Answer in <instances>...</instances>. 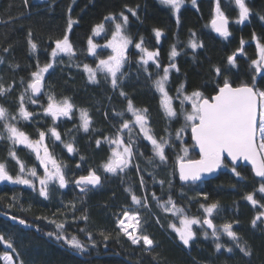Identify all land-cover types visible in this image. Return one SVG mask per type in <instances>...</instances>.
<instances>
[{
  "label": "trees",
  "instance_id": "1",
  "mask_svg": "<svg viewBox=\"0 0 264 264\" xmlns=\"http://www.w3.org/2000/svg\"><path fill=\"white\" fill-rule=\"evenodd\" d=\"M184 2L178 25L171 7L162 4L161 0H27V3L24 0H0V57L4 59V63L0 64V78L5 87L13 85L10 93L0 96V105L11 113L17 111V98L24 91L30 72L36 71L38 64L43 67L52 62L50 54L57 39L67 33L75 50L71 58L64 53L55 58L53 68L45 74L42 94L32 97L37 103L26 101V107L34 113V118L21 121L18 125L32 139L38 138V130L48 133L51 127L57 128L63 143L50 138V134L47 143L52 155L65 164L70 183L64 188H60L58 182L50 183L47 198L40 195L38 186L0 183V212L23 219L35 228H27L0 216V235L5 241L11 237L16 250L13 252L4 241H0V264H4L3 255L6 253L12 256L14 264H19L20 259L24 264H264V220H257L255 227L252 224L253 219L264 212V194L258 191L261 179L252 175L236 191H230L229 185L221 184L224 194L217 198L216 185L211 179L181 183L176 171L177 155L183 153L181 148L184 146L189 147L187 158L197 155L190 140L189 128L181 133L182 141L176 139L177 130L185 124L183 115L168 118L161 106L159 93L153 86L163 67L174 62L179 71H170L166 88L178 113L181 103L177 90L181 88L185 94L199 90L210 97L227 78L232 85L255 84L258 89L264 90V70L257 73L251 64L258 57L253 33L264 43V19H261L264 16V0H246L252 15L243 24L236 23L238 9L234 0H220L221 10L229 18L230 35L227 38L217 35L210 26L216 0H196L195 4L192 0ZM128 9L135 10L136 16ZM122 12L128 16L127 35L135 43L143 37V46L149 51L159 50L157 60L161 65L158 69L149 61L148 71L145 72L144 66L138 63L137 51L130 50L123 70L126 76L122 89L135 107L148 109L150 126L157 138L164 137L171 144L165 150L168 156L166 162L161 163L156 158L149 164L148 158L153 154L145 156V140H138L135 147L143 155L135 156L133 163L147 174L148 180L144 181L143 188L135 167L120 175L102 171L101 166L108 160L112 148L105 137L112 138L117 134L121 119L115 113L125 111L127 102L119 95V90L114 91L102 76H98L99 83H92L83 70L85 63L94 66L99 58L109 54L103 47L97 49L96 56L87 52L92 28L105 23L107 31L96 39L103 42L109 38L114 27L113 22L104 21V18L114 13L119 20ZM69 18L73 21L70 31ZM157 28L162 30L159 41L153 31ZM192 33L203 45L195 50L188 46ZM29 39L37 45L35 51L31 50ZM241 40L244 41L243 53H237ZM173 45L179 55L170 61ZM234 53H237V59L235 65H230L227 58ZM217 67L221 69L220 75L214 71ZM148 73H151V78ZM22 78L24 84H21ZM49 94H54L57 101L64 98L70 100L74 105L70 118L62 117L54 122L44 113ZM189 106L188 102L183 105L186 110ZM82 109L87 110L91 119L87 132L81 126L79 113ZM129 116L126 113L124 119ZM135 131L139 132L138 129ZM124 135L127 141V133ZM97 140L100 141L99 146ZM69 142L73 143V153L65 147ZM9 148L8 142L0 141V162L6 163L9 172L15 176L19 165L9 156ZM16 153L27 168L39 169L38 160L29 149L18 145ZM225 164L231 165L227 161ZM89 169L97 171L102 183L81 192L74 181L81 175H87ZM161 181L164 183L161 184ZM129 187L137 196L148 198L147 208L132 202L131 195L125 191ZM153 193L161 201H167L171 196L185 214H196L202 209L198 204L191 209L185 207L179 195L198 199L207 193V197L215 199L219 205L209 219L215 225L232 223V230L238 234L239 240L234 242L226 234H220L217 240L211 235L212 229L203 225L190 244L183 246L170 228L173 215L158 206L152 198ZM249 193L254 195L256 205L245 198ZM125 207L139 212V233L148 235L154 241L153 249L146 250L142 243L133 245L120 232L117 221ZM84 216L87 220L83 219ZM59 223L64 224L67 234L75 235L85 243L87 250L80 252L57 240L55 235L49 236L48 233L58 231L56 225ZM202 231L209 236L204 237ZM101 232L110 233V238L105 240ZM216 243L224 247L217 251ZM237 244L249 250L251 255L241 252ZM228 247L233 251L228 252Z\"/></svg>",
  "mask_w": 264,
  "mask_h": 264
},
{
  "label": "snow or ice",
  "instance_id": "2",
  "mask_svg": "<svg viewBox=\"0 0 264 264\" xmlns=\"http://www.w3.org/2000/svg\"><path fill=\"white\" fill-rule=\"evenodd\" d=\"M27 3V0H24ZM161 3L170 6L174 14H176L177 24L179 25V13L184 0H161ZM195 4L196 0H192ZM234 4L238 9V18L236 23L243 24L252 15V10L246 3V0H234ZM133 16H136V12L133 9H128ZM215 15L211 20L212 28L215 32L219 33L222 37L227 38L230 35L229 32V18L221 10L220 0H216ZM117 15L110 13L104 18V21H111L114 23V29L111 33V39L108 40L104 47L111 49V54L107 58L99 59L95 68L88 64L83 65V70L87 73L88 80L92 83H99L98 76H102L106 82H109L111 88L116 91L119 90V95L123 97L127 104L125 111L117 112L115 115L120 117L121 123L117 130V134L113 138L105 137V140L110 145H115L111 148V154L108 160L102 164L101 168L104 173L112 175L126 174L127 171L135 167L137 172H140V166L133 163V159L137 155H143L136 150V144L138 140L143 139L151 144L153 156L148 158V163L152 164L156 158L161 163L167 161L166 148L171 144L168 139L155 135L153 129L150 126L148 109L135 107L131 98L122 89V81L126 76L123 71L124 66L128 63V48L133 44L132 38L126 34V28L128 25V16L123 12L119 14V21ZM264 19V16L261 17ZM73 21L69 18L68 31L72 28ZM105 23L96 24L92 28L93 36L100 35L101 32H106ZM157 41H159L162 30L153 29ZM31 36V33H29ZM192 39L189 41V47L193 50L202 47V43H198L195 39V33H192ZM253 39L256 40V49L258 58L253 59L251 64L254 70L259 73L264 70V43H261L260 39L253 33ZM143 37L139 42L135 43V48L141 52L140 61L144 66V71L147 72V65L149 61H152L156 68H160L157 57L159 56V50L149 51L143 46ZM87 52L92 56H96V49L98 45L94 43L92 37H89ZM244 41L241 40V48L237 49V53H243ZM29 45L31 50L35 51L37 45L29 39ZM5 52L8 49H4ZM64 53L69 58L75 55V50L70 42L69 35L66 33L62 39L55 41V47L52 49L51 57L52 62L45 64L43 67L37 65V70L30 72V79L17 98L18 107L16 113H11L3 105H0V141H6L9 143V156L17 162L19 165L18 173L13 176L6 163L0 162V181H10L14 184H23L35 187L32 179L28 177H36L39 179L40 195L47 198L49 195L50 183L56 181L60 188H64L67 185L66 175L64 172V165L59 163L52 153L49 151L47 144L45 143L46 137L54 138L55 141L61 140V134L57 131L55 126L51 127L46 133L43 130H38V139L33 140L30 136L23 131L18 125L21 121H30L34 118V113L30 112L26 107L27 103L35 104L37 101L32 97L41 93V90L45 87V74L49 69L53 68L55 58ZM237 53L228 56V63L235 65L237 59ZM170 61L174 60L179 52L176 46L173 45L170 52ZM4 63V59L0 57V64ZM18 67V65H17ZM172 69L179 71V68L174 62H170L169 65L164 66L162 71L163 75L158 74V78L153 81V86L161 95V106L165 115L168 118H176L178 115H183L185 124L177 130L176 139H180L181 133L185 128L191 129V138L195 141V147L199 149V158L190 159L186 158L188 155L187 148H181L184 156L178 157L177 167L179 171V178L181 181H198L201 179L202 174L212 173L221 166H226L225 161L230 158L229 163L233 164L232 171L237 177L241 176V173L236 170V163L240 160L247 161L251 164L252 171L256 177L264 179V90L258 89L255 84L249 85L242 83L239 86L234 87L232 83L225 78L222 86L218 87L215 95L206 97L203 92L199 90L193 91L191 94H185L181 89H178V98L181 103V111L178 113L173 107V97H171L167 91L166 84L169 80V74ZM215 73L220 75L221 69L215 68ZM151 78V73H148ZM25 81L21 79V84ZM183 87V86H182ZM13 90V85L5 87L0 78V96H4ZM188 102L191 105V110L184 109L183 105ZM74 105L68 98H64L61 101H57L54 94L48 95L47 107L43 109L44 113L52 118L55 122L60 117H69L73 112ZM80 118L82 120V128L87 132L90 128L91 119L87 110H80ZM126 113L131 114V119H124ZM139 129L137 133L135 129ZM127 133V142L125 141L124 133ZM97 146L100 145V141L97 140ZM23 145L35 154L36 159L39 161V165L44 169L43 177L37 176V170L35 167L27 168L26 165L19 159L16 153V146ZM65 147L69 153L75 151L73 143L69 142L65 144ZM83 159V158H82ZM79 167V165L77 166ZM102 183L101 176L97 174L95 169H89L87 175H81L75 180V184L80 188L81 192H86L89 186L95 188ZM161 184L164 182L161 181ZM171 183V182H169ZM140 186L144 187V180L141 176ZM131 195L132 202L140 207H148V198L137 196L131 187L125 189ZM258 191L264 193V182L259 186ZM205 199H207V193H203ZM153 200L156 201L158 206L163 209L164 212H172L174 215H178L180 219L181 227L177 228L175 224L170 225L173 230L179 236L180 241L184 245H189L190 241L194 239L196 233L193 231L192 226L201 224V220L195 217H189L185 214L184 209L178 207L172 200L171 196L167 201H161L156 197L155 193L152 194ZM253 205L257 204L254 195L249 193L245 197ZM15 199V198H14ZM75 206L73 205V208ZM207 217H211L215 210L218 209V202H213L210 205H201ZM264 216V212L259 213L252 224L255 227L257 220ZM123 219H119L117 227L133 245L140 244L146 246V250L154 248V241L146 234H135L141 231V219L139 212L130 213L125 210L123 213ZM13 220L18 219L12 217ZM83 219L87 220V216ZM130 219L134 223L126 224L125 220ZM159 222V221H157ZM21 225H26L27 222L23 219H19ZM203 225H207L212 229L211 235L217 240L220 238V232L225 233L232 241H238V234L233 231L232 223H224L218 228L212 221V219L204 218ZM58 231L56 233H48L49 236L55 235L57 240L64 241L70 248L76 249L80 252L87 250V245L80 241L77 236L69 235L64 229V224L59 223L56 225ZM128 227H132L133 231L129 232ZM81 231H84L81 229ZM105 240L110 238V233H100ZM89 240L91 241V233ZM207 237L208 233H204ZM0 241H4L8 248H12L13 252L16 250L13 248V241L11 237L7 241L3 235H0ZM93 246L95 242L92 241ZM216 250L219 251L223 245L216 243ZM240 251L245 255H251V252L244 247H240ZM228 252H232L233 249L228 247ZM19 256V253H16ZM5 264H14L11 255L3 256ZM19 264H24L22 259L19 260Z\"/></svg>",
  "mask_w": 264,
  "mask_h": 264
},
{
  "label": "rangeland",
  "instance_id": "3",
  "mask_svg": "<svg viewBox=\"0 0 264 264\" xmlns=\"http://www.w3.org/2000/svg\"><path fill=\"white\" fill-rule=\"evenodd\" d=\"M185 3V2H184ZM183 3V4H184ZM175 15V17H176V14H174ZM116 22H120L119 20H117ZM113 29H114V27H113ZM112 29V30H113ZM103 32H101L100 33V35L102 34ZM111 33H112V31H111ZM127 34V33H126ZM100 35H98V36H93V33H91V36L90 37H92L93 38V40H94V43H96L97 45H98V47H97V49H99V48H105V49H107L109 52V54H107L105 57H103V58H99V59H104V58H107V56L108 55H110L111 54V49H109V48H106V47H104V45H106L107 44V42H108V40H110L111 39V34H110V36H109V38H107L106 40H104L103 42H100V41H97L96 39L100 36ZM62 39V38H61ZM54 47H55V43H54ZM53 47V48H54ZM97 49H96V51H97ZM130 50H136L137 52L136 53H138V59L140 60V57H141V52H140V50L139 49H137V48H135V42H133V44H131V45H129V48H128V52H127V55H128V57L130 56L129 55V52H130ZM256 58H258V57H256ZM98 59V60H99ZM97 63H98V61H97ZM127 64V63H126ZM126 64H125V66H126ZM95 66L96 65H94V66H91V67H93V68H95ZM125 66H124V68H125ZM124 70V69H123ZM160 75H163V72L160 74ZM158 78V77H157ZM156 78V79H157ZM190 94V93H189ZM159 96H160V100H161V95H160V93H159ZM47 104H48V100H47V103H46V107H47ZM188 111H190L191 110V105L188 107V109H187ZM130 114V113H129ZM81 115V113H79V116ZM130 118H127V119H131V114H130V116H129ZM60 118H62V117H60ZM58 120V119H57ZM81 123H82V120H81ZM138 129V128H137ZM190 129V128H189ZM139 130V129H138ZM116 136V134L114 135V137ZM113 138V137H112ZM32 139V138H31ZM36 139H38V138H36ZM36 139H33V140H36ZM125 141H126V139H125ZM180 141H182V136H181V138H180ZM127 142V141H126ZM45 143L47 144V146H48V143H47V137H46V140H45ZM115 147V145H112V148H114ZM144 147H145V150H144V154H145V156H149L150 155V153H152L153 154V152H152V148H151V144H150V142H148V141H146L145 140V144H144ZM49 148V147H48ZM184 148H189L188 146H184ZM49 151H50V149H49ZM35 155V154H34ZM54 156V155H53ZM181 156H184V153H182V154H180V155H177V159H178V157H181ZM54 158L59 162V163H61L62 165H64L65 166V164L62 162V161H60L59 160V157H56V156H54ZM187 158V157H186ZM177 159H176V162H177ZM38 163H39V161H38ZM226 165V164H225ZM232 167H233V164H231V165H226V166H221V169H220V172H219V174L216 176V177H213L212 179H211V182L214 184V185H216L215 187H216V198L217 197H219V196H221L222 194H224V192H223V189H222V187L220 186L221 184H227V185H229V190L230 191H236V190H238L243 184H244V182L246 181V180H249V179H251L252 178V173H251V170H250V168L248 167V166H245V165H236V170L238 171V172H240L241 173V176L240 177H237L236 175H235V173L232 171ZM37 170V169H36ZM64 172H65V175H66V180H67V185L70 183V177H69V174L67 173V168L66 167H64ZM139 173V178H141V176L143 177V180L145 181V180H148V177H147V174L146 173H144V172H142V171H140V172H138ZM43 175H44V169H43V167L42 166H40L39 165V169L37 170V176L38 177H43ZM14 176V175H13ZM28 178H30V179H32V181H33V184L35 185V186H38V187H41V185L39 184V179H37L36 177H28ZM261 179V182L258 184L259 186H260V184L262 183V182H264V179H262V178H260ZM4 183V182H6V183H9V184H13L14 185V183H12V182H10V181H0V183ZM54 182H56V181H54ZM74 184H75V181H74ZM21 185H23V184H21ZM76 185V184H75ZM25 186H29V185H25ZM259 186H258V189H259ZM262 194H264V193H262ZM179 198H181L182 199V201H183V203H185V207H189V209H191V208H195V205L196 204H198L199 205V207H200V209H202V212H199V213H196V214H186L187 216H189V217H195V218H198V219H200L201 220V224H197V225H193L192 226V228H193V231L195 232V233H197L198 232V229H200V228H203V223H202V221H203V219L204 218H210V217H207V214L204 212V210H203V208L201 207V205H204V206H207V205H210L211 203H213V202H215V199H212V198H209V197H207V199H205L204 197H200V198H198V199H193V198H190V197H188V196H183V195H179ZM173 201H174V199H173ZM176 204V203H175ZM178 207H180V204H176ZM125 210H128L130 213H136L134 210H132V208H130V207H125L124 209H123V211H122V213H121V215L119 216V218H118V220L119 219H123L124 217H123V213H124V211ZM263 211H264V209H262ZM168 213H170V214H172L173 215V219H174V221H171L170 222V225H172V224H175V226L177 227V228H179V227H181V224H180V219H179V217H178V215H174L172 212H168ZM202 213H203V216H202ZM261 218H263V220H264V217L262 216ZM118 222V221H117ZM125 223L126 224H132V223H134L133 221H131L130 219H128V220H125ZM218 228H220V226H222V225H216ZM170 228L172 229V231H174L173 230V228L170 226ZM128 231L129 232H132L133 231V228L132 227H128ZM174 233L176 234V236H177V239L179 240V242H181L182 244H183V242L182 241H180V239H179V236L177 235V233L174 231ZM204 231H202V235L205 237V235H204ZM135 234H140L139 232L138 233H135ZM220 234H225V233H223L222 231L220 232ZM207 236H209V234L207 235ZM127 237V236H126ZM128 238V237H127ZM141 243L143 244V242L141 241ZM190 244V243H189ZM145 246V245H144ZM183 246H185V247H187L188 245H184L183 244ZM146 247V246H145ZM5 255H9V254H4L3 256H5ZM3 261H4V259H3ZM4 264H5V261H4Z\"/></svg>",
  "mask_w": 264,
  "mask_h": 264
},
{
  "label": "water",
  "instance_id": "4",
  "mask_svg": "<svg viewBox=\"0 0 264 264\" xmlns=\"http://www.w3.org/2000/svg\"><path fill=\"white\" fill-rule=\"evenodd\" d=\"M214 8H215V5H214ZM214 8H213V17H214V15H215V12H214ZM213 17L211 18V20L213 19ZM211 20H210V26H211V28H212V25H211ZM228 27H229V25H228ZM212 30H213V28H212ZM214 31V30H213ZM215 32V31H214ZM217 35H220L219 33H217V32H215ZM222 86V85H221ZM234 87H236V86H239V85H233ZM218 90V89H217ZM216 93V92H215ZM215 93H213L211 96H213V95H215ZM42 94V90H41V93H39V94H36L35 96H33L34 98H37L38 96H40ZM210 96V97H211ZM189 135H190V140H191V142H192V144H193V148H194V150H195V152H196V157L195 158H191V159H198L199 158V149L197 148V147H195V141H193L192 140V138H191V129H189ZM227 162L228 161H230V158H227V160H226ZM229 163V162H228ZM231 164V163H230ZM236 165H245V166H248L249 168H250V170H251V173H252V175L254 176V177H256L255 176V174H254V172L252 171V167H251V164L249 163V162H247V161H243V160H240V161H238L237 163H236ZM220 169H221V167L220 168H218L216 171H214V172H212V173H205V174H202V176H201V179L200 180H207V179H212L213 177H216L218 174H219V172H220ZM176 171H177V175H178V179H179V181L181 182V183H183V182H193V181H181L180 180V178H179V171H178V167H177V162H176ZM88 174V173H87ZM79 178V177H78ZM77 178V179H78ZM256 178H259V177H256ZM200 180H198V181H200ZM194 182H197V181H194ZM0 216H2L3 218H5V219H9V220H11L12 222H14V223H18V224H20L19 223V218L18 219H16V220H13L12 219V217H15V216H12V215H10V214H7V213H5L4 214V212H0ZM23 226H25V227H27V228H34V226L32 225V224H29V223H27L26 225H23ZM207 226V225H206ZM35 229V228H34ZM73 252H75L76 254H78V255H80V253L79 252H77V251H74V250H72Z\"/></svg>",
  "mask_w": 264,
  "mask_h": 264
}]
</instances>
